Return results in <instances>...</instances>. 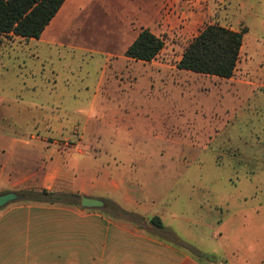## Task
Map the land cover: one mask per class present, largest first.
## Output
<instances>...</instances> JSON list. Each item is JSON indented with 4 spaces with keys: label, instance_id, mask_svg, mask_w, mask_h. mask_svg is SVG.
<instances>
[{
    "label": "rangeland",
    "instance_id": "rangeland-1",
    "mask_svg": "<svg viewBox=\"0 0 264 264\" xmlns=\"http://www.w3.org/2000/svg\"><path fill=\"white\" fill-rule=\"evenodd\" d=\"M118 7L124 15L126 8ZM79 23L76 16L64 19L52 44L8 42L0 48V98L50 96L65 124L61 134L50 135L60 147H45L39 167L23 172H42L53 156L63 158V172L76 182L91 175L116 180L117 171L123 172L135 201L132 212L162 217L166 228L179 233L193 231L188 250L202 261L254 264L257 256L264 264V247L256 256L247 247L255 239L264 244V11L250 33L255 52L236 66L231 79L237 83L220 88L212 84L217 79L123 60L111 30L102 29L106 24L92 30L88 22L71 37ZM170 35L176 34L165 32L163 39L170 42ZM180 52L162 62L174 64ZM1 116L0 137L16 128ZM83 127L75 150L62 146L75 144L74 134ZM25 192L18 191L24 199L14 203H25ZM215 218H225L229 229L213 224ZM239 224L251 228L240 233Z\"/></svg>",
    "mask_w": 264,
    "mask_h": 264
},
{
    "label": "crops",
    "instance_id": "crops-1",
    "mask_svg": "<svg viewBox=\"0 0 264 264\" xmlns=\"http://www.w3.org/2000/svg\"><path fill=\"white\" fill-rule=\"evenodd\" d=\"M119 4L126 8L124 15L117 10ZM137 5L133 0H65L39 39L24 40L3 35L0 36V48L8 42L52 44L50 40L62 21L76 16L80 23L71 32V37L76 36L88 22L93 25L92 30L98 23L106 24L102 29L111 30L110 39L116 42L115 46H121L116 53L127 62L147 65L124 56L138 34L147 30L163 43L162 50L149 62L150 66L171 72H187L179 70L177 63L188 43L203 29L191 36L195 27L207 22V25H218L233 32L244 29L236 63L237 66L240 61L242 66L247 56L255 52L250 33L256 19L264 11V0H143L142 5ZM108 25L112 28H108ZM165 32L176 35H170V42H166L163 39ZM179 49L181 52L174 64L162 62V58L171 57V52ZM205 77L219 80L212 83L218 84L219 88V84L224 82L237 83L231 78ZM239 84L247 83L240 81ZM52 99L50 96L26 99L19 95L0 98V104L4 106V113H0L1 120H13L16 126L0 137V194L46 190L78 196L79 201L62 205L19 202L1 209L0 264H225L221 260L204 262L189 252L194 241L193 231L179 233L166 228L162 217L141 216L132 212L135 201L130 197L127 188L130 183L123 172L117 171L116 180L91 175L76 182L75 178L63 172V158L56 156L49 157L48 162L44 161L42 172H23L30 166L35 169L39 167L38 162L42 160L45 147H60V143L50 135L61 134L65 124L55 115ZM25 126L28 128L24 130ZM84 132L85 127L74 134L75 144L66 142L62 146L69 151L75 150ZM26 135L28 140L24 138ZM125 149L128 150V147ZM77 154L83 158L87 156L84 151H77ZM69 179L74 188L67 184ZM59 185L62 186L57 188ZM106 192H110V199L102 197ZM82 197L100 200L104 208L83 209ZM191 198L195 200L197 197L192 195ZM194 205V213L199 217L198 204ZM153 218L159 219L160 228L151 223ZM212 223L221 225L223 230L229 229L225 218H215ZM248 228L251 227L239 224L238 232L243 233ZM247 247L256 256L257 249H263L264 244L255 239ZM258 261L256 256L253 263L262 264Z\"/></svg>",
    "mask_w": 264,
    "mask_h": 264
},
{
    "label": "trees",
    "instance_id": "trees-1",
    "mask_svg": "<svg viewBox=\"0 0 264 264\" xmlns=\"http://www.w3.org/2000/svg\"><path fill=\"white\" fill-rule=\"evenodd\" d=\"M65 0H0V36H15L24 40H37L56 16ZM245 31L233 32L218 25H206L183 50L177 63L179 70L213 76L232 78L242 35ZM162 41L147 30H142L127 48L124 56L134 61L149 63L162 50ZM73 195L47 192H25V201L55 205ZM79 199L78 196H75ZM60 201V202H59ZM151 223L161 227L158 218Z\"/></svg>",
    "mask_w": 264,
    "mask_h": 264
},
{
    "label": "water",
    "instance_id": "water-1",
    "mask_svg": "<svg viewBox=\"0 0 264 264\" xmlns=\"http://www.w3.org/2000/svg\"><path fill=\"white\" fill-rule=\"evenodd\" d=\"M24 199V195H19L14 192H6L0 194V210L9 204ZM81 207L83 209H103L104 204L100 200L90 199L87 197L81 198Z\"/></svg>",
    "mask_w": 264,
    "mask_h": 264
}]
</instances>
